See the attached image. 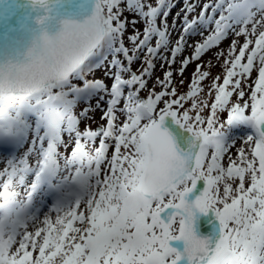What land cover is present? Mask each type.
Listing matches in <instances>:
<instances>
[{
	"label": "snow or ice",
	"instance_id": "6c2138e0",
	"mask_svg": "<svg viewBox=\"0 0 264 264\" xmlns=\"http://www.w3.org/2000/svg\"><path fill=\"white\" fill-rule=\"evenodd\" d=\"M0 23V264H264V0H0Z\"/></svg>",
	"mask_w": 264,
	"mask_h": 264
},
{
	"label": "rangeland",
	"instance_id": "374dc122",
	"mask_svg": "<svg viewBox=\"0 0 264 264\" xmlns=\"http://www.w3.org/2000/svg\"><path fill=\"white\" fill-rule=\"evenodd\" d=\"M227 44H228V40H225L223 46L227 47ZM212 56H213V53L209 52L208 55H206L204 57V60L205 61H209ZM194 67H195L194 64L189 66L188 69H187V72L185 73V75L188 76L189 74H191L193 72ZM202 70H205V71L209 70V65L206 64L205 67ZM210 71H211L212 75H216V74H218L220 72V68L218 66H216L215 60L211 61ZM156 74L157 75L161 74L160 71H159V68L157 69ZM96 75L100 76L101 73L97 72ZM177 80H179V77H177ZM181 91H184V89H181ZM100 115H101V113L99 111H96L95 117H96L97 120H99ZM243 130L244 129H233L231 134H230L233 137H237V146H239L240 143H241V139H240L241 133H245L246 132V130H244V131ZM34 203H36V200L34 201Z\"/></svg>",
	"mask_w": 264,
	"mask_h": 264
},
{
	"label": "water",
	"instance_id": "95a60500",
	"mask_svg": "<svg viewBox=\"0 0 264 264\" xmlns=\"http://www.w3.org/2000/svg\"><path fill=\"white\" fill-rule=\"evenodd\" d=\"M70 2H74V0H70ZM3 32H4V28L2 23H0V42H2L3 39ZM202 187H203V183L200 182V184H198V189ZM201 219H202L201 228L198 231L203 235L210 234V232L212 231V226L215 223L214 217L212 216L211 213H209L207 217H202ZM174 244H176V246H182V244H180L179 242H174Z\"/></svg>",
	"mask_w": 264,
	"mask_h": 264
},
{
	"label": "bare ground",
	"instance_id": "6f19581e",
	"mask_svg": "<svg viewBox=\"0 0 264 264\" xmlns=\"http://www.w3.org/2000/svg\"><path fill=\"white\" fill-rule=\"evenodd\" d=\"M39 196H41V194H39ZM41 215H43V213H41Z\"/></svg>",
	"mask_w": 264,
	"mask_h": 264
}]
</instances>
